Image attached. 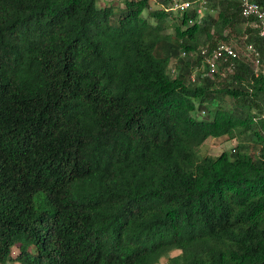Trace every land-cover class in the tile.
Wrapping results in <instances>:
<instances>
[{"label": "trees", "instance_id": "1", "mask_svg": "<svg viewBox=\"0 0 264 264\" xmlns=\"http://www.w3.org/2000/svg\"><path fill=\"white\" fill-rule=\"evenodd\" d=\"M99 1L0 0V263L264 264V36L243 0L193 25L173 0ZM220 42L259 64L204 74L190 53ZM208 138L235 144L197 159Z\"/></svg>", "mask_w": 264, "mask_h": 264}, {"label": "built area", "instance_id": "2", "mask_svg": "<svg viewBox=\"0 0 264 264\" xmlns=\"http://www.w3.org/2000/svg\"><path fill=\"white\" fill-rule=\"evenodd\" d=\"M207 0H173L171 10L177 11H195L197 17L188 20V25H193L196 21L200 22L204 15ZM241 15L249 20L250 25L258 30L260 36H264V9L255 1L243 0L241 7ZM243 53H240V50ZM202 55V69L204 74L213 76L219 72L220 67L224 66L227 72H232L234 68V59L247 57L257 66L260 62L259 51L253 43H246L244 46L238 45L236 42H220L218 45L209 49L208 47L200 48L190 53L194 56ZM185 55V52L182 53Z\"/></svg>", "mask_w": 264, "mask_h": 264}, {"label": "rangeland", "instance_id": "3", "mask_svg": "<svg viewBox=\"0 0 264 264\" xmlns=\"http://www.w3.org/2000/svg\"><path fill=\"white\" fill-rule=\"evenodd\" d=\"M110 1H111V4H113L114 8H116V9H122L124 7V0H110ZM98 5L101 7L104 6L103 0H100L98 2ZM149 5H150V9H156L159 7L157 2H155L153 0H149ZM144 16H147V11L144 12ZM151 21H153V20H151ZM176 21L177 20H176L175 16H173V15L169 16L167 19H164L162 21V27H163L164 31L168 34H173V30H174V26L176 24ZM240 46H242V45L240 44ZM240 53H243L242 49L240 50ZM174 64H175L174 62H171L170 66H173ZM233 144H235L234 140H228L226 138L225 139L224 138H216V139L215 138H208L196 149V158L201 159L202 157H204L206 155L217 156L225 150H231V146H234ZM17 253H18V248L13 247L12 248V256L13 257L16 256ZM178 253H179L178 250H174V251L170 252V256L176 255ZM167 261H168V257L164 256L159 260V262L157 264H167ZM0 264H2V263H0ZM4 264H19V262L15 261V260H9V261H6Z\"/></svg>", "mask_w": 264, "mask_h": 264}, {"label": "clouds", "instance_id": "4", "mask_svg": "<svg viewBox=\"0 0 264 264\" xmlns=\"http://www.w3.org/2000/svg\"><path fill=\"white\" fill-rule=\"evenodd\" d=\"M159 5V4H158ZM154 10V9H153ZM167 10V9H166ZM174 11V10H173ZM178 11V10H177ZM176 12V11H175Z\"/></svg>", "mask_w": 264, "mask_h": 264}]
</instances>
